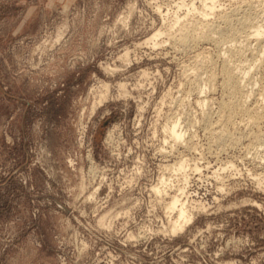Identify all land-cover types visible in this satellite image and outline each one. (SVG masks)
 Instances as JSON below:
<instances>
[{
    "label": "rangeland",
    "instance_id": "374dc122",
    "mask_svg": "<svg viewBox=\"0 0 264 264\" xmlns=\"http://www.w3.org/2000/svg\"><path fill=\"white\" fill-rule=\"evenodd\" d=\"M214 3L0 0V264H264V144L251 142L264 121L237 115L229 131L249 132L239 143L212 134L226 48L253 28L221 47L176 41L207 12L223 30L219 14L235 9L260 23L264 0ZM199 54L215 63L212 91ZM263 70L246 76L252 93ZM175 119L185 136L173 145ZM177 160L188 184L169 168ZM183 185L194 220L173 234Z\"/></svg>",
    "mask_w": 264,
    "mask_h": 264
},
{
    "label": "bare ground",
    "instance_id": "6f19581e",
    "mask_svg": "<svg viewBox=\"0 0 264 264\" xmlns=\"http://www.w3.org/2000/svg\"><path fill=\"white\" fill-rule=\"evenodd\" d=\"M211 1H212V6H209V12H213V10L215 9V3H214L215 0H211ZM205 7L207 8V6H205ZM249 11H248V13H249ZM237 13H238V11L235 9V11H233L231 14H228V13H220L219 14V19L221 20L220 22H223L227 26L226 30L221 29L219 24L216 21L209 20L207 18L209 16V13L207 12L204 14L205 18L196 19V20L190 19V20H186V22H183L180 29L178 30V33L176 36V41H178L179 44L185 49L191 47L192 45H196L201 41H204V42L215 41V43L221 47L222 45L224 46V44H229V42H235L237 39V32L241 31V29L245 30L247 28L249 29L250 27L253 28V30H250V33H248V34L246 33L247 36L246 35L244 36L245 40H243V43L241 45H239L238 47L235 45L232 47H231V45H230V47L229 46L227 48L225 47L227 51L223 57V65H222V72H221L222 73V75H221L222 76V78H221L222 83L221 82L220 83L222 84V87L225 91L226 99L223 100L219 105L220 110L222 111V114L220 115V117L217 115L219 117L217 119V123L219 124V127H215L212 130V134L214 135L213 137L216 139L217 142H219L221 144H224L227 141H230V142L234 141V143L235 142L239 143L237 141L238 139L241 140L242 137L244 138V136L246 134H249V132L246 131V134L244 133L245 135H241L242 134L241 133L240 134L241 137L239 138L240 135L236 136L237 132L234 135V134H232L233 132L231 133L229 131L228 125L232 124L231 123L232 120L234 118H236L237 115L238 116H240V114L241 115H245V114L248 115L247 113H249L248 118H249L250 122H248V123H251L252 125H256V124H259L258 122L264 121V79H263L262 83H260L261 85H260L258 91L256 93L254 91V93L256 95L248 89V88L252 87L251 85H254V83L253 84L250 83L251 80L250 81L248 80V82L250 83V87H248V85L245 86L247 84V83L245 84V82H247L246 76L250 75L251 70L257 71L261 68H264V19L260 23H257V22L255 23L253 21L250 22L249 20H254L253 16H251V15H253L252 13H251V15H248V14L244 15L242 13L244 15L242 17L237 16L238 15ZM187 15L185 16L186 18H187ZM256 17H257V15H256ZM176 23H179L178 17L176 19ZM222 26H224V25H222ZM159 35H160L159 32L155 33L154 37L151 38V40L157 38ZM148 41H150V39ZM252 42L255 43V45H254V47L256 46L255 48H252ZM154 44H156V42H154ZM248 51H250V52L248 53ZM195 60L197 63V64L195 63L197 65V68L205 69V73H206L207 77H205L206 79L203 78L205 80H202V81L206 82V83H204L206 85L205 87L208 86L209 90L214 88L216 81H217V75L215 74L216 71H214L216 66H214L215 63L213 62V60L206 55L201 57L200 54L196 56ZM220 61H221V59H220ZM244 63L247 64L246 68L248 71H246L244 69V72H243L240 70H241L242 66L244 65ZM243 68H245V67H243ZM203 74L204 73H202V75ZM251 75H250V77L252 78ZM248 78H249V76H248ZM196 79H195V81H196ZM253 80H255V79H253ZM197 81H199V80H197ZM202 81L200 78V82H202ZM256 84H258V83H256ZM200 85L197 84V86H200ZM200 87H198V88H200ZM245 87L246 88L248 87L247 88L248 90H246ZM223 89H222V91H223ZM251 90H253V89H251ZM210 91H212V90H210ZM201 92H205L202 87H201ZM251 96L255 97V107H254V109L252 108L255 111H253V113L249 112L252 110L249 107L250 106L249 101H250V98H252ZM199 103L201 106L205 105V107H206V105L209 104V99L206 97H203L199 101ZM218 113L219 112H217V114ZM181 123L179 122V120H176V121L169 122V124L165 125V131L167 133V136L173 140V142H174L173 145H175L176 142L182 140L185 136V133L183 131L184 129L180 128ZM208 125H210V124L208 123ZM249 126H248V128H249ZM236 127H237V125H236ZM255 127L260 128V126H255ZM231 129H233V128H231ZM251 133L252 132H250V135H251ZM246 137H247V135H246ZM262 137L264 138L263 132L262 133L261 132L256 133L253 136L254 140H252L251 142L255 141L256 146L255 145L254 146L256 148H258L257 145H259V147L263 146L264 143L262 141V139H263ZM234 143H231V144H234ZM249 143H250V141H249ZM255 147H254V149H255ZM160 154H161V152H160ZM165 166H166V164H165ZM187 166H188L187 161L180 160L177 163L169 166V168L171 167L170 169H172L176 173H180L186 182L187 178H188L187 177L188 173L186 174ZM166 168H168V167H166ZM161 182H162V184L165 183L164 178L162 179ZM83 187H85V186H83ZM153 187H154L155 192H157V194L158 193H164V192L168 193L167 191H169V190H166V188L162 190V187H160L158 185L153 186ZM170 187L171 186H169V188ZM185 188H186L185 186L180 188V191H181L180 194L175 195L173 197L171 196L172 201L169 203V206H168V209L170 211H176L177 212V218L172 222V227H171V231L173 234H176L178 232L180 233V231L182 232V230H184V228L194 220L193 211L191 210V208H188L187 203L183 202V200L181 199L182 196L186 193ZM168 195L169 194H167V197H168ZM103 218H102V220H103Z\"/></svg>",
    "mask_w": 264,
    "mask_h": 264
}]
</instances>
